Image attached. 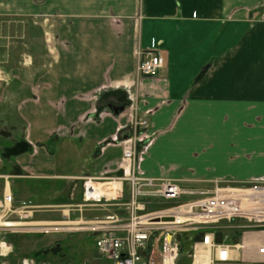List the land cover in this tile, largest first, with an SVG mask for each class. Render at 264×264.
<instances>
[{"label":"crops","instance_id":"1","mask_svg":"<svg viewBox=\"0 0 264 264\" xmlns=\"http://www.w3.org/2000/svg\"><path fill=\"white\" fill-rule=\"evenodd\" d=\"M0 18L30 20L41 40L19 67L0 70V126L12 128V110L30 149L13 160L18 175L0 164L4 193L121 176L130 121L149 112L154 135L167 107L181 117L191 107L203 124L218 112L243 118L237 156L253 168L247 179L264 177V0H0ZM153 43L164 67L139 77L136 52ZM73 150L96 154L82 165Z\"/></svg>","mask_w":264,"mask_h":264},{"label":"built area","instance_id":"2","mask_svg":"<svg viewBox=\"0 0 264 264\" xmlns=\"http://www.w3.org/2000/svg\"><path fill=\"white\" fill-rule=\"evenodd\" d=\"M136 54L139 77L154 78L163 69L157 43L138 49ZM131 123L136 130L148 125L139 122L137 115ZM144 137L136 132L123 142L121 176L105 172L82 180L86 205L117 207L125 216L114 214L84 221L65 214L64 222H32L36 207L21 203L14 209L13 195L4 193L0 201V264H49L41 257L14 261L13 246L6 239L9 233H87L95 238L99 256L109 264L264 262V183L242 188L217 184L213 191L206 192L184 188L168 179L146 178L140 173L138 154L147 142ZM3 178L8 182L9 178ZM163 205L169 207L156 210ZM9 215H16L19 222L8 221ZM13 224L19 226H9ZM224 224L235 230V240L218 237L216 230Z\"/></svg>","mask_w":264,"mask_h":264},{"label":"rangeland","instance_id":"3","mask_svg":"<svg viewBox=\"0 0 264 264\" xmlns=\"http://www.w3.org/2000/svg\"><path fill=\"white\" fill-rule=\"evenodd\" d=\"M40 45V33L30 20L0 18L1 71L8 72L10 69L19 67L23 56L31 55L36 50L39 51ZM129 104L126 107L130 106ZM135 105L131 102L133 112L134 108L137 109ZM167 108L163 111L164 115L157 120L154 135H149L147 131L150 128L149 112H147L138 115L139 122H147V128L139 126L136 130L131 126L129 129L127 128L130 132L127 134V138L121 141L123 143L125 140L132 139L136 132L137 136H145L143 141L147 142L140 146L138 153L142 176L152 179H168L184 188L206 192L213 191L217 184L219 187L242 188L256 183H264V177L247 179V173L253 171V168L247 165L245 159L237 156L239 154L238 147L241 142L243 143V135H246L242 132V125L245 123L243 118L231 116L228 119L224 114L218 112L215 116H211L210 124H203L202 118L200 122H197L191 107L182 117L180 114L178 116L176 108H172L170 111L166 110ZM8 112L10 113L9 120L13 126L15 125V128L0 127V164L3 163L4 166H7V163L10 162L12 165L9 172L6 173L16 176L18 174L13 165V160L16 157L3 162V155L18 157L28 154L30 149L22 144L26 125L15 119L12 110ZM154 142L155 146L153 147ZM232 144H235L233 150ZM89 153H95V151L73 150L71 158L83 165ZM62 156L60 155V163L64 165L67 160ZM231 156L235 158L232 159ZM81 167H74L73 173H77ZM89 175L81 176L80 179L88 178ZM53 183L58 187L39 188L28 183L11 184L12 191L15 192L13 208L20 207L21 203L36 207L31 221L38 223L64 222L65 214H69L73 220L83 218L84 221L104 219L106 216L114 214L125 216L124 211L117 207L86 205L83 201V182L81 180H72L68 183L53 181ZM3 188V184L0 183V201L4 195ZM168 207L163 205L157 207L156 210ZM68 211L69 213H67ZM8 221L17 223L19 219L16 215H9ZM216 232L220 239H225L228 242L235 236V230L226 224L218 227ZM6 239L13 246L14 261L23 257H41L49 264H109L101 259L95 248V238L87 233L46 235L37 233L11 235L9 233L6 234ZM187 255L188 252L185 253V257ZM185 263H188L187 259H185ZM228 264H264V262L238 261Z\"/></svg>","mask_w":264,"mask_h":264},{"label":"trees","instance_id":"4","mask_svg":"<svg viewBox=\"0 0 264 264\" xmlns=\"http://www.w3.org/2000/svg\"><path fill=\"white\" fill-rule=\"evenodd\" d=\"M127 104H125L124 106H126ZM123 107V106H122ZM1 112V111H0ZM15 116V119H18V117L16 116V115H14ZM18 120H20V119H18ZM1 124V123H0ZM1 127V126H0ZM10 127H14L15 128V125L13 126V124H11L10 125ZM17 144H18V142H17ZM23 146H25V147H27L28 148V144L25 142V141H23ZM29 149V148H28ZM15 157H17V156H12V155H7V156H5V155H3V157H2V161L3 162H7L8 160L7 159H10V160H13V158H15ZM200 235H202V234H200ZM236 239V234H235V236L233 237V238H231V240L233 241V240H235ZM230 240V241H231Z\"/></svg>","mask_w":264,"mask_h":264},{"label":"water","instance_id":"5","mask_svg":"<svg viewBox=\"0 0 264 264\" xmlns=\"http://www.w3.org/2000/svg\"><path fill=\"white\" fill-rule=\"evenodd\" d=\"M113 111L115 112V114H119L120 112L124 111V108H114Z\"/></svg>","mask_w":264,"mask_h":264},{"label":"bare ground","instance_id":"6","mask_svg":"<svg viewBox=\"0 0 264 264\" xmlns=\"http://www.w3.org/2000/svg\"><path fill=\"white\" fill-rule=\"evenodd\" d=\"M9 226L15 228V227H17V226H19V225H17V224H13V225H9Z\"/></svg>","mask_w":264,"mask_h":264}]
</instances>
